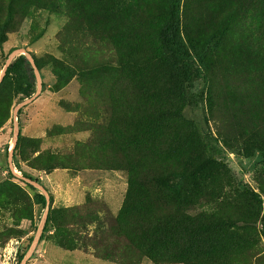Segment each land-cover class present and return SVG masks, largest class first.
I'll return each mask as SVG.
<instances>
[{
    "label": "rangeland",
    "instance_id": "obj_1",
    "mask_svg": "<svg viewBox=\"0 0 264 264\" xmlns=\"http://www.w3.org/2000/svg\"><path fill=\"white\" fill-rule=\"evenodd\" d=\"M172 10L195 76L160 64ZM20 55L41 70L22 105ZM130 178L156 182L136 201ZM181 213L225 226L161 240ZM146 248L264 264V0H0V264H155Z\"/></svg>",
    "mask_w": 264,
    "mask_h": 264
},
{
    "label": "trees",
    "instance_id": "obj_2",
    "mask_svg": "<svg viewBox=\"0 0 264 264\" xmlns=\"http://www.w3.org/2000/svg\"><path fill=\"white\" fill-rule=\"evenodd\" d=\"M178 27H179V13H177L175 10H172L168 17L167 22L163 25V28L160 30V38L164 43L165 49H167V52L160 57V62H161L160 64L161 66L166 65L170 67V71L174 77H176V75L186 76V74H189V76L190 75L195 76L197 73H199L201 65L199 66L198 69L195 68L194 59L192 58L190 53L184 49L182 43L180 42V39L178 38V33H177ZM33 58L35 59L34 66L28 60L26 56L20 55L19 57L14 59L11 62V64L6 68V74H5L3 81H5L11 73L19 71V70H22L23 72H25L29 79L28 84H27V89H28L27 93L23 95L22 98L18 101V105H22L26 101L31 100L37 93L38 82H37V77H36L34 67L38 69V71H41V70L39 67L38 59L35 56H33ZM9 59L10 58L6 59L5 63L8 62ZM5 66L7 65L5 64ZM180 91L182 93L180 99L181 100L183 99L184 101H186L184 91L182 89ZM179 106H180V109L183 110L184 104L181 103ZM179 106H177L179 112H176L175 113L176 115L180 113ZM21 112H22V109H20L19 113ZM130 126L131 124L129 125V127ZM135 128H136L135 131L139 137L138 127L135 126ZM21 138H22V129L19 130V135H18V139L20 140ZM138 142H139V148H141L142 141L139 139ZM15 167L17 168V170L18 169L20 170V166L18 162L15 163ZM26 177L29 180L39 184L40 186H43L40 180H37L36 178L31 177V176H26ZM155 182H156V179L155 180L148 179L147 181H144L143 183L140 181H133L132 178H130V186L132 187L131 189H132L133 200L135 199L136 201H141V199L144 198L143 196H146L147 191L155 185ZM36 192H37V196H36L37 204L40 205L43 208V210H45L47 207V198L45 194H43L39 190H36ZM139 197H142V198L139 200ZM129 203L130 202L128 200L126 203L127 208H128ZM124 211L126 213V206L124 208ZM209 214L204 213L196 217H191V216H187L185 213H181L179 215L180 219H177L176 221L177 223L174 224V226H170L168 221L166 222L165 220L163 222V228L165 229L159 234V236L161 240L165 241L167 240V236H169L170 233L174 234L175 232H181L183 235H185V237L187 238L191 237L189 241H190V244H193L196 239L195 238L196 234L201 233V229H205L204 233H209L212 231L216 232L220 229V227L225 226L224 222H220V223L217 222L216 220L212 218V215H209ZM119 221H122V217L120 218ZM49 222H50V211L45 221L41 240L44 238L45 234L47 233V227H48ZM185 231L186 232L191 231L190 236H188ZM208 235H211V234H208ZM144 250H148L149 254L147 256H149V258L155 264H159L160 262L165 260L166 257L169 255L166 253V250H163V249L160 250V252H155L151 248L150 249L146 248ZM102 255H105L104 258H108V257L112 258L111 260L113 261L117 260V261L123 262V259L119 258L117 254H113L112 252H108V251L106 252V254H104L103 249H102Z\"/></svg>",
    "mask_w": 264,
    "mask_h": 264
},
{
    "label": "water",
    "instance_id": "obj_3",
    "mask_svg": "<svg viewBox=\"0 0 264 264\" xmlns=\"http://www.w3.org/2000/svg\"><path fill=\"white\" fill-rule=\"evenodd\" d=\"M9 63H10V61H9ZM9 65H10V64H8V66H9ZM8 66H7V67H8ZM46 219H47V216H46Z\"/></svg>",
    "mask_w": 264,
    "mask_h": 264
}]
</instances>
